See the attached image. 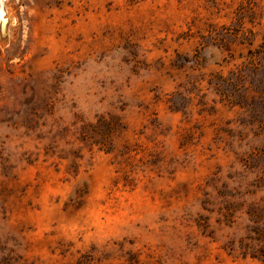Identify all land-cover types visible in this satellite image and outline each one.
<instances>
[{"label": "rangeland", "instance_id": "obj_1", "mask_svg": "<svg viewBox=\"0 0 264 264\" xmlns=\"http://www.w3.org/2000/svg\"><path fill=\"white\" fill-rule=\"evenodd\" d=\"M0 264H264V0H5Z\"/></svg>", "mask_w": 264, "mask_h": 264}, {"label": "bare ground", "instance_id": "obj_2", "mask_svg": "<svg viewBox=\"0 0 264 264\" xmlns=\"http://www.w3.org/2000/svg\"><path fill=\"white\" fill-rule=\"evenodd\" d=\"M1 12L2 13H0V18H4V15L6 14L5 21L0 22V42H3L5 41V39H8L10 23L13 21L9 17V9L6 4H4V7L2 6Z\"/></svg>", "mask_w": 264, "mask_h": 264}, {"label": "trees", "instance_id": "obj_3", "mask_svg": "<svg viewBox=\"0 0 264 264\" xmlns=\"http://www.w3.org/2000/svg\"><path fill=\"white\" fill-rule=\"evenodd\" d=\"M250 231L253 236H248V238L254 240L257 244H261L260 255L264 256V227L253 226Z\"/></svg>", "mask_w": 264, "mask_h": 264}, {"label": "flooded vegetation", "instance_id": "obj_4", "mask_svg": "<svg viewBox=\"0 0 264 264\" xmlns=\"http://www.w3.org/2000/svg\"><path fill=\"white\" fill-rule=\"evenodd\" d=\"M4 4H5V0H0V13H2L1 8L2 6L4 7ZM5 18H6V14L4 15V18H2V21H5Z\"/></svg>", "mask_w": 264, "mask_h": 264}, {"label": "snow or ice", "instance_id": "obj_5", "mask_svg": "<svg viewBox=\"0 0 264 264\" xmlns=\"http://www.w3.org/2000/svg\"><path fill=\"white\" fill-rule=\"evenodd\" d=\"M0 22H2V18H0Z\"/></svg>", "mask_w": 264, "mask_h": 264}]
</instances>
